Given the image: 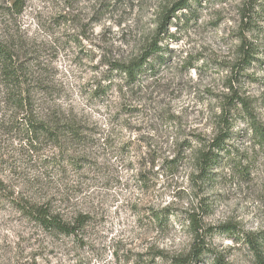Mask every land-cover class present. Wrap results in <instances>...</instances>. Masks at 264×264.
I'll return each instance as SVG.
<instances>
[{
  "label": "rangeland",
  "instance_id": "rangeland-1",
  "mask_svg": "<svg viewBox=\"0 0 264 264\" xmlns=\"http://www.w3.org/2000/svg\"><path fill=\"white\" fill-rule=\"evenodd\" d=\"M178 1L0 0L35 112L76 133L29 151L0 87V264H174L197 228L205 249L186 264H259L243 240L264 237V143L249 126L264 129V0H190L166 18ZM157 42L136 81L114 70ZM225 132L231 154L203 178L200 155ZM12 202L84 226L50 236Z\"/></svg>",
  "mask_w": 264,
  "mask_h": 264
},
{
  "label": "trees",
  "instance_id": "trees-1",
  "mask_svg": "<svg viewBox=\"0 0 264 264\" xmlns=\"http://www.w3.org/2000/svg\"><path fill=\"white\" fill-rule=\"evenodd\" d=\"M190 0L178 1L168 11L167 17L171 15L174 17L176 12L187 8ZM21 12V7L18 3L11 5L4 14L5 15H18ZM161 47H158V42L150 44L143 55L129 63H119L115 65L114 70L124 76L128 80L136 81L137 78L147 71H151L152 67L147 64L148 60L155 56ZM253 59L250 51L243 53V64L248 65ZM30 77L31 70L26 66L22 58L18 55L14 44L7 43L0 36V87L4 88L3 93L7 94V101L15 106L17 110L24 113L12 126L16 133L22 137L21 140L25 141L26 147L29 151H36L38 146L43 143H59L62 136L66 135L73 137L76 134L71 125L61 123L59 119L53 121L47 120L46 116H39L35 112L33 101L30 99ZM241 105L245 103L240 101ZM250 130L252 135L257 138L261 143H264V129L258 125L255 119H249ZM66 127V128H65ZM230 139L229 132L220 133L210 144L208 149L200 155L199 159V172L204 178H208L210 170L216 165L220 154L229 156L231 152L228 150L226 142ZM12 205L21 212V214L44 233L50 236H76L80 231L84 222L80 219H75L73 222L65 221L61 216L54 213L48 204H33L26 202L25 204H18L12 202ZM196 229V228H195ZM198 229L195 230L194 243L187 258L190 262H197L203 255L205 246L203 245V238L198 234ZM226 231L231 230L225 227ZM207 232V231H206ZM208 233V232H207ZM244 243L254 255L259 264H264V255L262 247L264 244V237L257 233L256 235H245ZM187 258L177 259L174 264H186Z\"/></svg>",
  "mask_w": 264,
  "mask_h": 264
}]
</instances>
